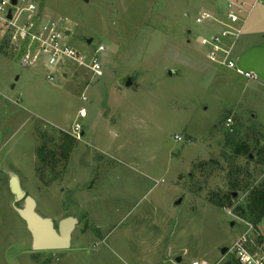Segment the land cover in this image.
I'll return each mask as SVG.
<instances>
[{
    "label": "rangeland",
    "instance_id": "374dc122",
    "mask_svg": "<svg viewBox=\"0 0 264 264\" xmlns=\"http://www.w3.org/2000/svg\"><path fill=\"white\" fill-rule=\"evenodd\" d=\"M30 1L39 22L68 19L67 42L76 51L90 56L105 46L103 75L69 62L50 81L42 58L22 65V48L0 46V264L218 262L242 231L235 208L264 181L257 162L264 147L263 36H252L241 55L260 71L251 80L206 55L207 36L220 24L195 18L203 10L215 14L223 0ZM255 30H243L238 42ZM75 122L80 139L65 159L61 132H72ZM241 143L251 158L233 154ZM235 175L244 190L231 188ZM12 176L55 226L77 220L69 248H32ZM232 191L230 205L210 201ZM258 226L264 233V221Z\"/></svg>",
    "mask_w": 264,
    "mask_h": 264
},
{
    "label": "built area",
    "instance_id": "2783aa9c",
    "mask_svg": "<svg viewBox=\"0 0 264 264\" xmlns=\"http://www.w3.org/2000/svg\"><path fill=\"white\" fill-rule=\"evenodd\" d=\"M0 0V36L4 35L6 40L4 46L7 51L22 48L20 63L22 65H34L41 58L48 69L47 78L50 81L56 79V74H62L61 65L75 63L83 66L95 76L103 75L101 54L105 46L100 44L92 55L86 56L67 42V36L71 32L68 19L65 17L48 19L39 22L38 10L34 2L30 0ZM254 4L246 0H227L224 6L223 18L217 17L209 10L198 13L195 21L203 23L212 20L220 24L221 29L211 32L207 36L206 55L218 64L234 69L236 73L247 79L256 80L257 74L253 71L243 70L231 59V46L226 44L227 40L239 36L241 29L237 24L243 17L247 16ZM11 17H8V14ZM85 100L86 97L83 96ZM87 115L86 109L81 107L78 111L79 117ZM231 119H227V126ZM82 125L75 122L72 132L76 139H80ZM179 138V137H177ZM242 231L236 240L221 254L218 262L213 264H264V233L259 226L252 221L242 218ZM230 254L227 259V254ZM190 264H210L203 259H193Z\"/></svg>",
    "mask_w": 264,
    "mask_h": 264
},
{
    "label": "water",
    "instance_id": "95a60500",
    "mask_svg": "<svg viewBox=\"0 0 264 264\" xmlns=\"http://www.w3.org/2000/svg\"><path fill=\"white\" fill-rule=\"evenodd\" d=\"M12 2L15 3V0ZM8 17H11L10 13ZM86 41L90 43L92 38H87ZM168 73L171 74V71ZM125 84L126 86H130L133 84V81L131 78H128ZM10 190L15 195L17 201H25V206L23 208H16V210L25 220L27 228L32 235V248L34 250H57L70 247L71 234L77 222L74 217L68 216L62 219L56 227L50 217H44L36 211V201L23 191L16 176H12L10 179ZM182 199L183 197H180L175 204H179ZM233 224L234 222L232 221L231 225ZM226 251L227 247H222L220 250L221 254H224ZM176 261H181V257H177Z\"/></svg>",
    "mask_w": 264,
    "mask_h": 264
},
{
    "label": "trees",
    "instance_id": "16d2710c",
    "mask_svg": "<svg viewBox=\"0 0 264 264\" xmlns=\"http://www.w3.org/2000/svg\"><path fill=\"white\" fill-rule=\"evenodd\" d=\"M2 49V48H1ZM66 139L60 144L61 152L60 155L63 158H67L68 153L72 150V144L74 141H76V138L72 136L68 132H61ZM46 144H42L37 152L38 158L41 161L42 164H45L46 162ZM233 154L235 155H247L248 158H251L250 156V147L245 144H237L233 148ZM258 159L257 162L264 165V147L259 149L257 151ZM206 165V163H203ZM201 164V165H203ZM239 175V172L237 173ZM238 175L234 176V181L231 185V188L233 190H244L245 188H241L240 182L238 180ZM234 197V192H225L222 195H216L212 196L210 198V201L218 206H225L224 204H231V198ZM235 212L242 218L247 219L249 221H252L254 224L258 225L260 222L264 221V181L260 182L256 186L252 187L247 196L245 203L242 205H239L235 208Z\"/></svg>",
    "mask_w": 264,
    "mask_h": 264
},
{
    "label": "crops",
    "instance_id": "0c3cea01",
    "mask_svg": "<svg viewBox=\"0 0 264 264\" xmlns=\"http://www.w3.org/2000/svg\"><path fill=\"white\" fill-rule=\"evenodd\" d=\"M226 1L227 0H223V5L221 7H217L216 9L214 8L215 10H212L213 12H215L217 16L222 14ZM246 1L254 5L247 14V16L243 17L242 20L237 24V26L241 29L239 36L243 32V30L245 31L249 26L251 27L255 25L256 30L254 31V33H249L248 35L244 33V37L241 40H239L240 42H238L239 36H237L235 38L227 40L226 44L231 46V59L235 61L236 64L238 63V67L243 70L253 71L258 76L260 73L258 68H256L255 66L254 67L250 66L247 63H245L241 55L245 53V50L247 49L249 50V48H251L250 46L252 44H250V41L253 39L252 36L255 38V35L258 34L263 36L264 38V0H246ZM220 29L221 26L219 25L217 31H219ZM233 53L235 55H233ZM9 102L10 101L7 100V103Z\"/></svg>",
    "mask_w": 264,
    "mask_h": 264
},
{
    "label": "flooded vegetation",
    "instance_id": "af4514ba",
    "mask_svg": "<svg viewBox=\"0 0 264 264\" xmlns=\"http://www.w3.org/2000/svg\"><path fill=\"white\" fill-rule=\"evenodd\" d=\"M57 227V226H56Z\"/></svg>",
    "mask_w": 264,
    "mask_h": 264
}]
</instances>
